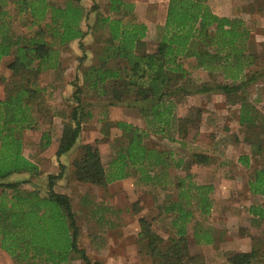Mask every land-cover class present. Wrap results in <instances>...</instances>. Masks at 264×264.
<instances>
[{"label": "trees", "instance_id": "16d2710c", "mask_svg": "<svg viewBox=\"0 0 264 264\" xmlns=\"http://www.w3.org/2000/svg\"><path fill=\"white\" fill-rule=\"evenodd\" d=\"M207 1L168 0L164 22L156 24L149 47L148 25L138 19L129 1L108 0L106 12L98 11L84 30L81 22L91 12L81 0H66L62 5L48 0H0V66L7 59L5 67L12 75L0 99V247L15 264H71L74 260L105 264L101 258L92 257L81 243L70 197L54 189L65 174V165L59 162L58 172H49L45 180L40 179L42 170L23 154L21 136L24 129H36L38 121L50 124L54 115L44 88L38 84L40 73L57 68L59 52L70 42L77 40L83 47L89 32L96 35L100 48L92 63L78 62L68 82L72 92L66 100L69 109L63 115L54 151L57 159L73 149L83 124L93 116L92 102L86 99L89 93L109 105L136 109L147 129L163 133L170 140L174 135L184 138L190 128L198 127L201 113L195 108V115L178 117L174 103L189 95L221 93L230 103L242 99L235 116L246 129L245 140L252 152L238 159L251 169L249 191L264 200V126L257 123L254 106L243 103L247 88L259 75H248L245 68L254 62L263 63V58L254 50L253 28L241 19L216 15ZM262 4L259 2L258 8ZM17 18L27 20L24 25L29 32L14 31ZM187 59L194 60V67L205 70L210 77L219 72L225 80L197 83L185 66ZM262 67L264 73V63ZM113 126L120 130L122 144L114 146L115 154L107 168L97 146L86 142L70 163L73 178L104 186L127 177L134 169L139 180L165 189L170 182L164 170L173 152L147 147L143 141L147 131L130 122L117 120ZM108 130L107 126L102 129L105 135ZM50 143L49 133L42 131L40 148H48ZM191 163L209 165L212 156L194 152L190 161L179 159L174 163L187 172L175 176L176 199L163 204L171 217V231L164 236L147 217L139 219L141 230L136 243L143 242L144 252L155 264H204L203 256L188 249V224L196 213L204 218L210 215L214 186L192 180L193 175L188 173ZM159 165L163 166L161 182L157 174L150 173ZM18 175L24 178L12 180ZM25 183L32 184L31 188H23ZM247 213L263 221L264 205L251 204ZM192 235L198 244L213 242L211 228H202L197 220ZM262 243L264 239L256 238L249 251L226 252L225 263L264 264Z\"/></svg>", "mask_w": 264, "mask_h": 264}, {"label": "rangeland", "instance_id": "374dc122", "mask_svg": "<svg viewBox=\"0 0 264 264\" xmlns=\"http://www.w3.org/2000/svg\"><path fill=\"white\" fill-rule=\"evenodd\" d=\"M48 1L62 5L66 0ZM152 1L154 3L150 2L146 7L140 3L136 8L138 19L146 22L150 29L147 37L149 47L155 36V26L163 17L161 10L164 0ZM258 1L264 3V0ZM106 3L107 0H83L82 4H85V9L91 12L81 22V27L84 30L89 28L88 23L96 19L98 11L106 12ZM235 4H237L234 7L235 11L230 17L241 19L246 26L253 28L256 43L254 50L257 54L262 55L264 63V27L255 26L253 22L255 13H252V16L243 13L246 11L242 8L241 0L235 1ZM93 6L96 8L91 11ZM263 7L264 4L258 9L261 11L264 9ZM25 20L17 18L14 21L15 32H29L25 26L27 23ZM261 24L264 25V19H262ZM90 33L84 37L83 47L79 45L77 40H74L61 49L57 68L46 69L39 76V82L44 87L45 97L54 115L50 124H43L42 121H38L36 129L21 131L22 150L32 159L34 154H38L39 151H44L47 154L54 153L57 147L62 120L65 119L63 115L69 109L66 100L69 99L72 92V90H61V85L65 81L71 80L79 61L82 60L84 64L92 63L100 48V44L96 43V35ZM6 60H3L0 66V99L4 97L5 86L12 77L11 72L5 67ZM263 63L254 62L245 68L248 75L253 73L259 75L257 80L250 83L247 88L243 103L254 106V114L258 116L257 123L264 126V73L261 72ZM185 66L190 70L191 78L197 83L209 80H225L219 72L210 77L205 70L195 68L192 59H187ZM86 99L92 102L90 108L93 116L83 124L76 145L65 155L68 163V169H66L64 176L66 182L62 179L57 184L56 190L67 191L72 195L73 208L77 213V222L81 230V243L86 246L92 257L100 258L106 254L107 264H155L150 255L144 252L143 242L138 241L136 243V236L141 230L139 219L147 217L153 228L160 234L164 235L166 231H171V217L166 214L163 206L176 199L174 186L176 178L187 172L183 170V166L175 167L174 163L179 159L184 162L190 161L194 152L210 154L212 156L211 167L214 168V172H209L205 167L206 165L191 163L188 167V173L193 175L192 180L197 184L210 182L215 188L210 194L213 200L210 215L204 218V216L200 217L196 213L195 218L188 224V249L190 253L203 256L204 264H226V252L250 250L253 239H264V220L259 221L247 213L250 203L264 205V200L258 194H252L253 199L245 196L251 169L245 168L238 159L241 154L251 155L252 152L249 143L245 140L246 129L238 123L235 116L242 99L237 98L235 102L230 103L224 94L206 93L189 95L182 102L174 103V113L178 117L187 116L189 113L195 115V108L201 109L198 127L190 128L188 135L184 138L176 137V135L171 136L174 137V140L163 137V133L147 129L143 117L136 109L126 108L123 104L109 105L104 100L92 96L91 93L86 95ZM117 120L130 122L146 130L147 135L143 137V141L147 147L173 152L172 158L168 162L169 165L164 170L167 174L165 179L170 182L165 189L159 185L146 184L139 180V173L134 169L127 177L109 182L104 186L75 183L70 163L80 153V145L83 143L89 142L97 146L101 160L107 168L115 154L114 146L122 144L121 139H119L121 132L113 126ZM106 126L109 127L108 135L102 131L103 128L106 129ZM42 131L49 133L51 137L50 146L45 149L40 148ZM36 161L42 167V174L39 177L42 180L46 179L47 173L58 172L60 169L59 164L54 159ZM162 171L163 166L161 165L150 169L151 174L154 172L159 176V182L162 179L160 177ZM175 176L177 177L175 178ZM22 178L24 175H18L12 177V180ZM41 183L44 184L43 181ZM31 185L25 183L21 186L31 188ZM83 192L88 194L87 197H82ZM81 198L86 199L83 206L92 208V212L90 209H80ZM113 207L115 209L120 208L119 214H114L110 210ZM98 208L103 210V217L100 221H97L92 214ZM196 220L202 228H211L213 242L209 244L196 243L192 235ZM261 247L264 248V243L261 244ZM113 251H120V257H113L114 254L109 253ZM0 263L12 264L11 260L1 251ZM71 264H81V262L74 260Z\"/></svg>", "mask_w": 264, "mask_h": 264}, {"label": "crops", "instance_id": "0c3cea01", "mask_svg": "<svg viewBox=\"0 0 264 264\" xmlns=\"http://www.w3.org/2000/svg\"><path fill=\"white\" fill-rule=\"evenodd\" d=\"M125 1H129V2H132L133 4H134V11H135V13H136V8H137V6H139L140 5V3H141V5H143L144 4V6L146 7V5H148V3H150V2H152V3H154V1H152V0H141V1H137V0H125ZM235 1H237V0H208V4L210 5V7H211V9H212V11H213V13H215L216 15H218V16H226V17H230V16H232L233 15V12L235 11L234 10V7L237 5V4H235ZM82 2H83V0H82ZM82 2H81V4H82ZM167 2H168V0H164L163 1V6H162V10H161V14H163V17H162V19H161V21L158 23V24H163V22H164V18H165V13H166V6H167ZM107 3H108V0H107ZM106 3V4H107ZM237 3V2H236ZM258 3H259V1L258 0H241V4H242V8L246 11V12H243L244 14H247L248 16H252V13H255V15L256 16H254V19H253V22L255 23V26L256 27H264V25H262L261 24V22H262V19H264V9H262L261 11L258 9ZM264 4V3H263ZM83 5V7L85 8V4H82ZM105 7H106V5H105ZM264 8V7H263ZM261 24V25H260ZM148 25V24H147ZM149 26H148V33H149ZM42 73V72H41ZM41 73H40V75H41ZM56 73V72H55ZM39 75V76H40ZM73 76H74V74H73ZM38 84H40V82H38ZM39 86H43L42 84H40ZM44 88V87H43ZM61 90H71V87H70V85L68 84V82L67 81H65L64 83H62V85H61ZM38 154H34V156H33V159L30 157V156H27L26 154H24V152H23V154L28 158V159H30V160H32V161H34L37 165H38V163H37V161L36 160H42V159H50V160H52V159H54L55 161H56V163L57 164H59V162L60 163H62V164H64L65 165V171H66V169H68V163H67V159H66V157L67 156H65V155H67V153H65V154H63L61 157H59V159H57L56 158V156H55V152L53 153V152H51V153H49V154H47L46 152H44V151H39V152H37ZM212 164V163H211ZM211 164H209V165H206L205 167L208 169V171L209 172H214V168H212L211 166ZM39 166V169L40 170H42V167H40V165H38ZM70 167H71V165H70ZM64 176H65V174L63 175V177L61 178V179H59L58 181H57V183L55 184V186H54V189H55V191H57V192H60V193H65V194H67L69 197H70V199H71V204H72V209H73V211L75 212V210H74V208H73V199H72V195H70L69 193H67V191H63V192H61V191H58V190H56V186H57V184L62 180V179H64ZM248 180H249V178H248ZM248 180H247V182H248ZM62 181H64V182H66V180L64 179V180H62ZM74 181H75V183H81V182H78V181H76L75 179H74ZM63 182V183H64ZM205 183H207V184H210V182H203V184H205ZM83 184H88V183H83ZM214 186V185H213ZM247 186V190L245 191V196L247 197H249V199L251 198V199H253L252 197H251V195L253 194V193H251L250 191H249V189H248V185H246ZM214 188H215V186H214ZM239 189L237 188V191H238ZM83 196L82 197H87V195L88 194H84V192H83V194H82ZM254 195V194H253ZM258 196V195H257ZM262 197V196H261ZM81 200H82V203L80 204V209H90V211L92 212V208H88V207H86V206H83V202H85V200L86 199H84V198H81ZM252 203H250L249 205H251ZM213 206H215V204H213ZM115 208H116V206H115ZM114 207L113 208H110V210L114 213V214H119V211H120V208L118 207L117 209H115ZM105 210H107V208H105ZM89 211V210H88ZM90 211H89V213H90ZM95 212L96 213H98L97 215L95 214ZM75 214H76V218H77V213L75 212ZM93 215H94V217H95V219L97 220V221H100L101 219H102V214H103V210L102 209H100V208H98V209H96L95 211H93V213H92ZM116 217V216H115ZM115 225V224H114ZM81 234V233H80ZM136 238H137V236H136ZM80 239H81V235H80ZM85 248H86V246H84ZM86 250H87V248H86ZM0 251L6 256V257H8V259H10L11 260V262H12V264H15V261L10 257V255L5 251V250H3L1 247H0ZM88 251V250H87ZM247 251H249V250H247ZM110 254H114V256L113 255H109V256H113V257H115V258H119L120 257V255H121V253H120V251H113V252H109ZM109 256H108V258H109ZM101 259H102V261L105 263V264H107V262H106V254H104L103 256H101L100 257ZM0 264H3V263H0Z\"/></svg>", "mask_w": 264, "mask_h": 264}]
</instances>
